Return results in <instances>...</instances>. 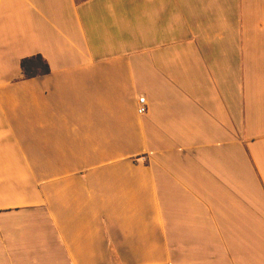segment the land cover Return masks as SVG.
<instances>
[{"label": "crops", "instance_id": "obj_1", "mask_svg": "<svg viewBox=\"0 0 264 264\" xmlns=\"http://www.w3.org/2000/svg\"><path fill=\"white\" fill-rule=\"evenodd\" d=\"M0 264H264V0H0Z\"/></svg>", "mask_w": 264, "mask_h": 264}, {"label": "trees", "instance_id": "obj_2", "mask_svg": "<svg viewBox=\"0 0 264 264\" xmlns=\"http://www.w3.org/2000/svg\"><path fill=\"white\" fill-rule=\"evenodd\" d=\"M21 70L26 79L45 76L51 72L49 63L40 54L24 58L21 61Z\"/></svg>", "mask_w": 264, "mask_h": 264}, {"label": "built area", "instance_id": "obj_3", "mask_svg": "<svg viewBox=\"0 0 264 264\" xmlns=\"http://www.w3.org/2000/svg\"><path fill=\"white\" fill-rule=\"evenodd\" d=\"M148 112V105L145 97H140L138 100L137 113L139 115H145Z\"/></svg>", "mask_w": 264, "mask_h": 264}]
</instances>
